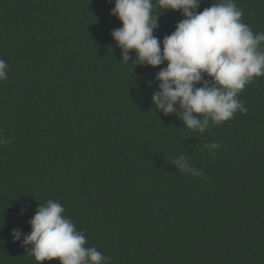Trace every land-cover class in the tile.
<instances>
[{
	"label": "trees",
	"instance_id": "obj_1",
	"mask_svg": "<svg viewBox=\"0 0 264 264\" xmlns=\"http://www.w3.org/2000/svg\"><path fill=\"white\" fill-rule=\"evenodd\" d=\"M235 3L264 32V0ZM114 6L0 0V130L12 138L0 146V264H38L11 232L30 233L48 200L111 264H264V76L239 94L246 113L190 130L151 102L167 62L132 64L133 51L121 63ZM182 19L163 10L154 35L162 41ZM180 155L203 177L181 173L171 162Z\"/></svg>",
	"mask_w": 264,
	"mask_h": 264
},
{
	"label": "clouds",
	"instance_id": "obj_2",
	"mask_svg": "<svg viewBox=\"0 0 264 264\" xmlns=\"http://www.w3.org/2000/svg\"><path fill=\"white\" fill-rule=\"evenodd\" d=\"M201 3L114 0L111 15L122 22V27L112 30L111 36L121 49V63H129L133 51L132 64L155 68L167 62L155 75L158 91L151 96L152 104L164 115L180 116L186 128L204 133L210 124L220 125L237 112L248 111L239 94L254 78L264 76V32L254 33L242 21L243 11L235 0H220L198 12ZM163 10L180 11L184 19L161 41L154 31ZM7 69V62L0 59V81L8 79ZM177 104L179 111L174 107ZM11 143L12 138H5L0 130V146ZM220 147L219 142L204 145L212 157ZM171 162L181 173L204 175L184 155ZM25 211L22 208L20 215ZM64 212L57 201L40 204L28 221L30 233L13 229V242L23 235L21 246L38 264L54 259L60 264H111V257L86 246L84 232L78 231Z\"/></svg>",
	"mask_w": 264,
	"mask_h": 264
}]
</instances>
